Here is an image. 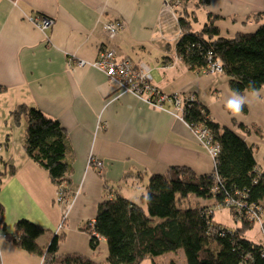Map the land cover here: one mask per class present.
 Returning <instances> with one entry per match:
<instances>
[{"label": "crops", "instance_id": "0c3cea01", "mask_svg": "<svg viewBox=\"0 0 264 264\" xmlns=\"http://www.w3.org/2000/svg\"><path fill=\"white\" fill-rule=\"evenodd\" d=\"M177 3V7H166L163 0H0V128L5 124L15 132V124H9L10 113L24 102L59 120L72 152V203L61 228L57 255L76 253L98 263L107 258L104 241L91 249L90 235L82 227L94 221L97 205L109 188L120 184L121 193L137 198L138 188L133 189L129 181L120 183L126 172L138 170L148 175L164 173L171 165H185L202 175L214 169V158L192 128L170 112L174 109L170 101L164 103L165 111L134 94L120 92L102 71L72 63L77 59L94 60L99 49L110 46L119 57H129L135 64L144 61L160 92H191L208 107L214 121L254 144V155L257 149H264V89L257 91L256 99L250 92L244 93L249 103L233 117L226 109L232 90L225 74L195 73L178 58L175 47L180 37L179 16H186L194 30L214 16L219 34L230 38L252 32L261 24L252 16L264 12V0ZM30 16L48 17L52 22L39 27ZM115 20L121 26L110 37L103 25ZM236 123L249 128L241 131ZM17 125L21 138L12 139L6 132L5 140L12 139L13 146L7 142L5 146L6 153L12 148L20 161L12 153L4 163L14 173L5 180L0 177L6 227L0 228L1 263L47 264L5 237L13 232L18 219H29L43 226L45 231L37 242L45 246L61 222V208L54 203L57 186L24 152L25 120ZM91 155L103 161L102 174L88 165ZM256 160L264 168V152L263 159ZM6 172L7 168L0 169V174ZM164 256L168 257L163 262L174 257Z\"/></svg>", "mask_w": 264, "mask_h": 264}, {"label": "trees", "instance_id": "16d2710c", "mask_svg": "<svg viewBox=\"0 0 264 264\" xmlns=\"http://www.w3.org/2000/svg\"><path fill=\"white\" fill-rule=\"evenodd\" d=\"M252 17L261 22L255 30L229 38L219 34L214 16L197 30L186 16H179L180 37L175 44L178 58L197 74L210 72L209 64L219 61L232 92L244 95L264 89V12ZM175 94L183 97L186 124L193 131L205 130L209 143L217 147L210 173L200 175L185 165H171L164 173L148 175L138 170L126 172L120 183L129 181L133 189L140 186L137 201L121 193L117 184L97 205L94 221L82 227L90 235L91 249L101 241L106 244L107 258L101 263L76 253L57 255L63 233L56 232L43 246L37 242L45 231L43 226L29 219H18L13 232L5 237L25 252L41 256L47 264H142L145 259L151 264H176L175 258L163 262L161 257H173L181 250L185 264H264V168L255 158L254 144L214 121L208 107L195 95L188 100L191 92L168 95ZM10 117L15 124L25 120L24 152L70 196L72 152L59 120L24 102L12 109ZM236 126L241 131L249 128L242 123ZM216 208L228 209L235 225L215 221ZM4 215L0 202L3 230ZM256 223L263 235L259 242L246 237Z\"/></svg>", "mask_w": 264, "mask_h": 264}, {"label": "built area", "instance_id": "2783aa9c", "mask_svg": "<svg viewBox=\"0 0 264 264\" xmlns=\"http://www.w3.org/2000/svg\"><path fill=\"white\" fill-rule=\"evenodd\" d=\"M178 0H163V3L166 7L176 6L178 5ZM177 7V6H176ZM30 19L34 20L35 23L39 27H48L52 20L48 17H39V16H30ZM121 26V22L118 20L109 21L108 23L103 25L104 30L106 33L112 37L114 36ZM98 56L94 60H83L81 58L77 59L75 62L77 66H86L87 64L96 68L97 70L102 71L107 76L109 82H112L116 89L120 92H129L134 94L141 100L145 101L146 103L152 104L155 107H159L163 110L164 108V100L170 101L173 104L175 109L173 114L176 117H179L183 120V97L178 94L175 95H165L160 92L156 86L153 85L151 82V74L146 62H139L134 64L127 57H119L117 55V50L112 47H104L98 50ZM70 60V59H69ZM68 60V63L70 62ZM71 64V63H70ZM209 68L212 72H222V68L219 65V61H215L209 64ZM171 96V97H170ZM194 95L189 94L188 100H193ZM195 135L197 136L198 140L207 148V151L211 157L214 158L217 147L212 146L209 143L210 137L207 135V132L203 129L195 130ZM206 136H208L206 140ZM1 149V144H0ZM89 166L94 167L96 173L102 174L101 171L103 169V161H100L96 157L92 156L88 160ZM55 199L54 202L61 208V222L58 225L56 232L61 231L63 228L64 223L67 219L68 212L71 209V196H67L64 189L60 186L56 188L55 192ZM93 228V225H90ZM94 230V228H93ZM96 232V231H95ZM95 232H93L95 234ZM97 235V234H96Z\"/></svg>", "mask_w": 264, "mask_h": 264}, {"label": "rangeland", "instance_id": "374dc122", "mask_svg": "<svg viewBox=\"0 0 264 264\" xmlns=\"http://www.w3.org/2000/svg\"><path fill=\"white\" fill-rule=\"evenodd\" d=\"M11 120V121H10ZM10 120H8V121H10V123L9 124H11L12 125V122L15 124V122L14 121H12V119H10ZM17 124H15V132L13 131H10L9 130V128H8V125H7V127L5 128V124H2V126H1V128H0V144H1V149H0V169H1V171H3L5 168H7V172H6V174L4 175H2V174H0V177H1V179H3V180H5L6 178H7V176H9L10 175V172H8L9 171V169H10V165H6L4 162L8 159V158H10V156H11V154L13 153H15V156H14V159H16L18 162L20 161V156H19V154H17L16 153V151H14V152H12V148H10V150L9 151H7V153H6V146H5V142H7V143H11L12 144V146H13V143L11 142V140L12 139H17V140H19L20 138H21V136H19L20 134H19V132L16 130V128H17ZM6 132H9L10 133V135H11V137H13L14 136V138H12V139H10L9 141H6L5 139H6V137H5V134H6ZM8 134V133H7ZM14 141V140H13ZM263 152H264V149L263 148H260V149H257V151H255V155H256V158L258 159V160H260L261 161V159H263ZM211 157V156H210ZM263 161V160H262ZM140 189V186L138 187V190ZM138 190L136 191L137 193H138V196H137V198L135 199L136 201H137V199H138V197H139V194H140V192H141V190L138 192ZM190 198H193V196H190L189 197V199ZM193 200H194V198H193ZM193 200H191L190 202H194ZM55 203V202H54ZM186 204V203H185ZM56 205V204H55ZM58 206V205H57ZM214 212H215V214H214V219H215V221H217V222H219V223H222L223 225H225V226H234L235 225V222H234V220H233V218H232V215H231V212L228 210V209H226V208H216L215 210H214ZM260 224L259 223H256L255 224V226L252 228V229H250L249 231H247L246 232V237L248 238V239H251V240H253V241H255V242H259V241H261L262 239H263V235H262V232H260V226H259ZM174 255V257L173 258H175V260H176V264H185V260H184V258H183V251L181 250V251H178V252H176V253H173ZM168 255V254H167ZM170 255V254H169ZM168 256H162L161 257V259L163 258V259H165V258H167ZM160 259V261L162 262V260ZM142 264H150V262L148 261V259H145L144 261H143V263Z\"/></svg>", "mask_w": 264, "mask_h": 264}, {"label": "clouds", "instance_id": "9594fccd", "mask_svg": "<svg viewBox=\"0 0 264 264\" xmlns=\"http://www.w3.org/2000/svg\"><path fill=\"white\" fill-rule=\"evenodd\" d=\"M251 96L253 99L259 98V93L253 89ZM247 103H249L248 96L233 91L226 102V109L233 117H236L241 114L243 107Z\"/></svg>", "mask_w": 264, "mask_h": 264}]
</instances>
